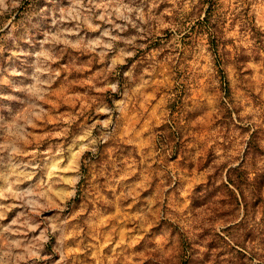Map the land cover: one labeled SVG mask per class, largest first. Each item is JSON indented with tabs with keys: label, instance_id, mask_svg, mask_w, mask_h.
Here are the masks:
<instances>
[{
	"label": "rangeland",
	"instance_id": "374dc122",
	"mask_svg": "<svg viewBox=\"0 0 264 264\" xmlns=\"http://www.w3.org/2000/svg\"><path fill=\"white\" fill-rule=\"evenodd\" d=\"M45 3L20 0L0 16V116L34 122L25 154L14 158L34 167L14 190L45 205L31 212L21 200L2 201L13 207L0 223L30 217L39 227L5 233L0 259L11 264L4 252L15 241L17 264H248L264 256V0H151L147 24L132 14L142 34L113 16L126 25L112 31L117 41L102 35L111 25L88 28L75 0H58L55 17L40 15ZM61 9L82 18L53 24ZM53 36L79 47L42 42ZM97 39L113 47H90ZM125 51L134 55L122 58ZM49 65L59 72L50 87ZM116 81L113 94L105 85ZM113 100L127 104L113 116L115 133L89 127L103 118L97 106ZM41 107L47 116H30ZM2 125L5 144L14 137ZM244 160L255 186L241 199L226 181ZM10 174L11 165H0V189ZM41 232L48 243L34 260L25 250Z\"/></svg>",
	"mask_w": 264,
	"mask_h": 264
},
{
	"label": "clouds",
	"instance_id": "9594fccd",
	"mask_svg": "<svg viewBox=\"0 0 264 264\" xmlns=\"http://www.w3.org/2000/svg\"><path fill=\"white\" fill-rule=\"evenodd\" d=\"M58 0H46L45 6L40 9V15L44 16L45 13L55 17V7L57 6ZM76 4L80 9H86V15H83V23L90 29L99 30L100 24H93V20L99 21L105 25H111V30L103 31V37L109 39V41H117L118 39H123L119 37V35H112V31H116L117 33L126 31V25L116 23L113 19V16L116 19L127 21L132 27L137 28L139 33H143V28L138 27L135 21H139L140 24H147L151 19V7L149 4L151 0H141L143 6L132 7L131 3L125 4L124 0H87L89 7L86 8L84 0H75ZM20 0H11V5L9 4V0H0V16H3L4 12L8 11L9 7H18ZM48 4H52L53 8L49 9L47 7ZM145 7H148V15H145ZM102 9V11H101ZM132 14H135V21L132 19ZM71 16L72 19L80 21L82 18V14L77 12L75 15L72 13L65 14L63 9H61L59 21L53 18V24L58 22H63ZM63 34V33H62ZM136 37H132L131 39L124 40L125 44L132 45L135 43ZM31 37L25 39V44H31ZM44 44H71L70 41L60 39V36H53L51 39L45 38L42 41ZM72 47L78 48L79 43L71 44ZM102 46L105 49H111L113 44L103 43L101 40L97 39L90 43V47H99ZM39 56H42L45 61H54L55 57L50 55L49 52L43 51L38 53ZM134 53L131 51H125L122 53V58H127L133 56ZM113 70V66H110L109 71ZM42 71L49 73L52 76V81H45L51 86V83L54 82L55 78L59 75L58 70L52 69L51 65L44 68ZM124 75L127 77L128 73L125 72ZM29 85H19L16 87V91H29ZM106 88L110 89L113 94H117L120 90V83L116 81L114 83H110L105 85ZM48 94V93H46ZM43 99V97H41ZM112 104L114 107L108 106L106 104H101L97 106V115L103 117L98 121H94L92 125L89 127H95L98 123L101 130H107L106 134H114L116 128L118 127L117 120L113 119L114 115L122 114L127 107V104L123 103L120 100H113ZM31 117H35L37 119L41 118V116H47V111L41 107L39 111H33L30 113ZM26 119V126L32 127L34 122L31 118ZM0 121H3V127L7 128V132L9 135L13 136L14 139L5 144H0V165H11V174L8 177V184L5 188L0 189V222L4 221L8 211L11 210L13 204H5L2 201L4 200H21L24 204L28 205L31 212H36L39 208L45 207L43 204H39L38 201L34 198L35 193L25 190H14L16 184L20 179V172L24 171L26 168L34 167L31 161L25 163L23 161H15V157L22 156L25 154V149L23 147V143L27 140L30 135L27 132V127L25 125H20L14 119L11 123L5 121L2 116H0ZM15 129V131H13ZM79 139V137H76ZM103 140V138H101ZM92 141H90L91 143ZM6 154V155H5ZM28 175V173H25ZM63 178H59L56 182H60ZM79 180V177L76 178ZM50 187V185H49ZM46 198V197H45ZM24 213H21L20 216H24ZM39 227V224H35L31 222L30 217L21 220L19 218L13 219L9 225L5 226L0 223V246H3V241L5 240V233H10L13 235H20L23 231H36ZM47 230H45L46 232ZM55 229H53V232ZM45 232H41V235L36 238L37 243H34L31 246V249L25 250V255L30 256L34 260H39L40 251L43 247V244L48 243V236L45 235ZM61 241L58 239L57 243ZM19 241H15L9 247L8 251L4 252V257H7L11 264H17L18 257L12 255L11 247L19 246ZM56 246L53 245V252H55ZM0 264H5L4 259H0ZM55 264H60L59 261H56ZM248 264H264V256L257 254L254 257L249 258Z\"/></svg>",
	"mask_w": 264,
	"mask_h": 264
},
{
	"label": "trees",
	"instance_id": "16d2710c",
	"mask_svg": "<svg viewBox=\"0 0 264 264\" xmlns=\"http://www.w3.org/2000/svg\"><path fill=\"white\" fill-rule=\"evenodd\" d=\"M217 33L218 30H214L213 34H214V38L216 39L217 37ZM212 43H214V41H212ZM216 47L218 48V44L216 45ZM168 128H170L171 130V127L168 126ZM248 148H250V144L248 146ZM246 160H244L239 166L237 167H234V168H231L228 170V174H227V186H232L233 187V190H237V191H240V194L242 196L241 199H246V196L244 194V187L248 184H250L251 182V185L252 186H255V179L254 180H251L250 179V172L248 170V166L246 165ZM231 190V189H230ZM231 190L233 193H234V197L238 203V197L236 196L235 192Z\"/></svg>",
	"mask_w": 264,
	"mask_h": 264
}]
</instances>
